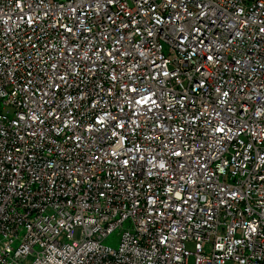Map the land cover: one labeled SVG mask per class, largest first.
<instances>
[{
  "label": "built area",
  "instance_id": "2783aa9c",
  "mask_svg": "<svg viewBox=\"0 0 264 264\" xmlns=\"http://www.w3.org/2000/svg\"><path fill=\"white\" fill-rule=\"evenodd\" d=\"M0 264H264V0H0Z\"/></svg>",
  "mask_w": 264,
  "mask_h": 264
},
{
  "label": "rangeland",
  "instance_id": "374dc122",
  "mask_svg": "<svg viewBox=\"0 0 264 264\" xmlns=\"http://www.w3.org/2000/svg\"><path fill=\"white\" fill-rule=\"evenodd\" d=\"M128 227H130V223L128 221H125L123 223L122 228L121 229H116L112 233L107 235L102 240V244L103 245H107V246H109L111 248H117V246L119 244L120 234H121L122 230L126 229ZM73 237L74 238H78L79 237V231L77 229L73 231Z\"/></svg>",
  "mask_w": 264,
  "mask_h": 264
},
{
  "label": "snow or ice",
  "instance_id": "6c2138e0",
  "mask_svg": "<svg viewBox=\"0 0 264 264\" xmlns=\"http://www.w3.org/2000/svg\"><path fill=\"white\" fill-rule=\"evenodd\" d=\"M209 59H211V57H209Z\"/></svg>",
  "mask_w": 264,
  "mask_h": 264
}]
</instances>
